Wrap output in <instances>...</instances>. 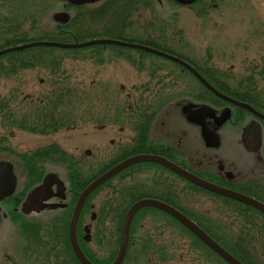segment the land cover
<instances>
[{
	"label": "trees",
	"instance_id": "trees-1",
	"mask_svg": "<svg viewBox=\"0 0 264 264\" xmlns=\"http://www.w3.org/2000/svg\"><path fill=\"white\" fill-rule=\"evenodd\" d=\"M128 1L129 0H104L100 3L82 6H75L67 3V9L75 10L72 19L68 23L59 24L56 22H44L43 24H46V30H42V32L36 36H32L30 32L35 31L40 26L42 11L45 14L47 13V0H0V49L39 40L75 43L94 38H103L106 37L104 34L109 33L107 32L109 30H107V28H110V30L114 29L112 27L121 29L122 26L125 27L126 24L130 23L127 21L131 20V22H134L139 20L141 16L134 12V10H136L139 5H142L145 8L148 6L150 11L151 4H153L155 0H134L133 2L127 3ZM171 1L175 2V0ZM20 3L24 4L21 5ZM7 12L10 13L7 14ZM133 12L135 13L134 15ZM128 14L131 17L127 18ZM12 19L13 23L9 22ZM28 20L31 24L30 28L22 29L23 24ZM98 24L102 25L99 30H97L96 26ZM165 24V22H160L159 25H156V31L162 33L158 37L149 32H135V34H132L129 32H119V30L116 29V34L118 36L115 37V39L141 43L167 51L174 55L181 54V52H177V50L172 47V44L175 43L176 40L175 38L171 39L173 34L170 35L168 33V35H164L165 32H172V29L169 28L172 25L166 24L165 26ZM180 37V41L184 42L182 34ZM104 46L111 47V49H106L111 51L106 54L105 50H103ZM88 48H99L96 53H99L101 60L107 55L127 56L122 50H115L120 48L126 49L127 47L113 44H96L83 48H61L40 45L13 51L0 56V81L5 78L9 80L13 78L9 76L18 74L24 69L40 68L49 71L50 74L46 77V80L47 82H52L54 86L52 92L44 90L40 93L35 92V94L24 92L21 86L22 84L15 85V88L12 87L8 89L9 91L6 94L0 92V125H5L8 130L20 128L32 134L42 135L54 134L61 129L71 130L77 128L79 125L78 121L82 116L78 115L76 112L80 106L88 108V106H91L94 102H98L101 105V102L103 103V101H105L103 100L105 94L101 93V89L105 86L100 82L96 83V89L94 91L92 90V92H87L89 90H86L84 87L72 86L67 78L60 74L58 65H60L61 59L56 55H58V51H81ZM138 52L142 54L140 55L141 58H144V55H154L142 50H138ZM125 59L131 64L137 61L134 56H127ZM140 68H142V65H140ZM149 69L154 68L149 67ZM198 70L221 92L247 102L264 113V87L258 85L252 78H248V80L246 79V81H244V79H237L232 75L226 77L216 70L218 74L200 67H198ZM149 75L152 79L143 82L135 88L137 93L135 99H130L128 95L124 98L126 104L123 107L119 106L116 96L113 94H106V100L111 103L109 102L105 107L107 115L101 114V117L106 118V116H108L113 124H117L118 120L122 121L126 115V120L130 124L129 129L132 127L140 138L139 140L142 141L144 137L150 134L154 119L162 108L160 103L163 102V100L157 99L163 89H154V85H160L161 82L153 84L152 80L155 74L152 70ZM172 75H174V73ZM261 77L264 80V71L261 72ZM229 81L237 82H233L232 84ZM9 85L8 83V86ZM160 86L163 85L161 84ZM198 86L199 101L213 106H220L225 103L201 83H198ZM151 89H154L157 96L148 100L150 93H152L151 98L154 96V91L151 92ZM122 108L124 110H122ZM89 111L91 110L86 109L84 112L87 115ZM100 111L104 112L105 110L101 108ZM236 112L240 113L241 109L237 108ZM243 112L247 111L243 110ZM48 148H52L55 155L69 153L57 142H52L47 146H41L36 151L24 152L23 157L27 159L26 168L29 171L37 169V164L28 159L34 158L35 152L43 153ZM123 150L125 154L114 157L110 159L109 162L103 163L97 170L95 168L96 165H89V161H73L70 164L69 172L71 187L77 192V196L92 180L127 157L129 153H127L126 145ZM70 157L75 159L72 153ZM85 162L89 164L86 165ZM85 169H87V171ZM127 170L128 168L99 186L92 192L86 202V205L90 204L102 190L109 187L112 196L109 197L108 195V198L102 201L101 204L103 206L118 205L121 207V209H116L117 212L113 213V218H111V221L115 224L104 227L102 235L98 239L101 243V247L104 243L103 241H106L107 238V241L112 244V246L109 244L111 246L110 251L115 247L113 254L109 251L111 254L108 258V264L114 260L117 254L116 246L118 247L120 242L122 225L127 210L137 200L146 196H153L154 194L153 191H149L148 189L145 190L144 193L139 190L132 192L133 184L130 183L131 181L128 179L129 171ZM117 176L119 178V180L117 179L118 183L112 184L114 178ZM258 187L263 190L255 195V197L264 202V184H260ZM194 191L195 193H200L198 190ZM184 196L193 202V204H191V210L184 209V211L201 224L202 227L231 254L245 264H264V213L252 206L224 196H221L223 198L221 200H217V197L210 196L214 200V204H216L211 210L213 215L209 212L202 213L196 207V203L200 202V200L194 195V197H190V192L185 185L182 186V197ZM185 197L184 200H186ZM147 210L148 209L145 208L144 211L147 212ZM142 211L143 209L137 213V217H135L133 221L129 250L123 264H169L170 262H176L177 264H228L210 248L208 251L213 256L210 253L206 254L203 251L201 253L197 251L200 249L199 245H201L202 242L193 234L192 236L195 237L197 241H190V243L180 245L187 240L188 234L184 233L187 229L183 225L182 228L185 231L176 228L177 226L172 224L170 222L172 220L169 218H164L166 228L156 226V231L153 233L149 230L150 228H143L142 233L140 231L139 234L140 228L137 227L136 223L139 220L141 221V219L143 220L144 214H142ZM215 212L217 213L214 214ZM173 219L176 221L175 218ZM168 230H170V234L169 238H166L164 232ZM164 253H173L175 256H165ZM150 254L153 255V259H151ZM87 255L91 260L92 258H96V256L89 252H87Z\"/></svg>",
	"mask_w": 264,
	"mask_h": 264
},
{
	"label": "flooded vegetation",
	"instance_id": "flooded-vegetation-1",
	"mask_svg": "<svg viewBox=\"0 0 264 264\" xmlns=\"http://www.w3.org/2000/svg\"><path fill=\"white\" fill-rule=\"evenodd\" d=\"M140 7H142L144 13V6L142 5H139L134 12ZM134 12L133 15L135 14ZM137 13L140 12L137 11ZM128 17L131 16L128 14L127 18ZM261 34L258 36L249 35L250 43L253 39L255 41L259 39ZM249 40H247V42H249ZM187 45L188 43H184L178 48L177 52L180 53L182 50L181 54H177L178 57L188 62L197 70L198 67H200L218 74L215 70H212L211 66L198 65L197 61H195L192 56H189V52L192 53L193 51H190ZM138 59L139 62L143 64V58L139 56ZM149 67H153L154 69H149ZM142 68H145V71L148 72L152 70L154 74H156V71L159 74L163 69L167 72L169 71L161 64L154 66L142 65ZM175 68L176 69L172 71V73H170L171 71L169 72L172 82L168 84L174 86V90H172L174 91V97L170 98L171 94L169 95V93H166L163 89L157 99H167V103H173V105L178 104V110L181 112L180 116L181 118L184 117L187 124L184 123V130H180L175 134L168 133L169 135L166 134L167 136L164 137H162V134L161 136L156 135V125H158L159 122V114L162 113L160 109L154 119L150 134L144 137L143 141L139 140L140 138L132 127L128 130L129 134L126 142H118V144L115 145L116 141L110 139L111 145H114L116 148L111 152L112 157L109 158L108 161L114 157L125 154L123 149L126 145L127 153H129L127 157L139 154L159 155L203 179L255 197V195L263 190L261 188L259 189L258 186L264 184V148L262 147L258 151L251 152L244 147L240 140V151L254 156L256 160L261 161L260 164L262 166L255 167L254 164H250L245 167V165L240 164L236 160L237 158L232 159L226 156V152H224L225 149L222 148L223 136L220 132V129L223 128L224 125L232 123L240 127L239 134H241L243 127L242 123L247 121L249 116L244 114L243 111L240 113L234 112L235 107L228 102L221 104L220 107L216 109L217 113L220 114L225 107H230L232 110V117L220 127L215 125L213 119H206V123L220 137V143L217 146H207L201 134L202 124L191 122L188 118L189 111H185L184 109L185 106L190 103L193 104L191 107L192 109L198 106L191 101L198 96V92H194V90L191 89L189 92L186 91V94L184 93V90L179 85L183 83L181 77L182 73L188 72V70L180 64H175ZM173 73L174 75H172ZM190 79H194L192 75H190ZM188 82L192 83V81ZM39 85L40 87L37 93L44 90L50 92L54 90L52 82H47V80L44 81V79H41ZM136 87L137 84H134L133 90L128 92L127 95L130 99H135L137 95L135 91ZM155 96H157V94H155ZM182 97H187V102L184 104H182ZM176 116L177 115H174V121L177 123L179 119ZM250 118L253 119V117ZM96 128L102 130L105 128V125H99ZM69 130L70 129H61L54 134ZM120 131L123 132L124 128L120 127ZM23 132L29 133L20 128L8 130L5 125H0V162L5 161L10 163L12 172L15 176L14 187L10 193H7L11 180L9 177V169L5 167L0 168V264H82L73 248L70 233L71 221L80 194L79 193L77 196V192L71 187L70 164L73 161L75 162V160H86L90 163L85 162L86 165H97L103 164V161L107 158L104 159L102 154H99L97 150L88 149L85 150L84 153L79 152L77 154L63 147V149L67 150L69 153L55 155L53 149L48 148L43 153L35 152L34 158L28 159L37 164V169L29 171L26 168L27 159L23 157L24 152L36 151L39 147L47 146L53 141L45 144L38 143L35 147L27 148L24 146L23 141L21 139L19 140V136ZM33 135L40 138L52 136V134ZM198 141L200 145H198ZM108 150L109 148L105 149L104 152ZM71 153L74 155L75 159L70 157ZM129 169L128 179L131 181L130 183L133 184L132 192L139 190L144 193L147 189L153 191V196H146L144 198L149 197L164 201L194 220L184 211V209H188L187 205L191 208L193 202L185 196L186 200H184V197L181 195L182 187L179 180L183 177L180 174L167 166L154 162L137 163L129 167ZM85 170L87 171V169ZM99 194L90 204H85L83 206L78 217L76 229L77 239L86 256H88L87 252L96 257L98 253H102L101 243L98 239L101 237L104 227L115 224L111 221V218H113V213L117 212L116 209H121L118 205L103 206L101 204V199L99 200ZM184 201L187 204L186 206L183 205ZM157 210L161 211L153 208V211ZM161 212L165 215H169L164 211ZM176 221L181 227L184 226L180 221ZM195 222L204 229L201 224L197 221ZM138 223L141 224V222L138 221L136 223L137 226ZM161 225H163L160 226L161 228H166L165 223ZM176 228L180 229L178 226ZM185 228L187 229L186 231L192 235L186 226ZM187 239L190 241L200 240L202 244H198L200 249L197 251L200 253L203 251L206 254L210 253L208 251L210 247L200 238L197 237L196 239L188 235ZM114 249L115 247L112 248L111 252H113ZM150 255L151 259H153V255ZM164 255L170 257L175 256L173 253H164Z\"/></svg>",
	"mask_w": 264,
	"mask_h": 264
},
{
	"label": "rangeland",
	"instance_id": "rangeland-1",
	"mask_svg": "<svg viewBox=\"0 0 264 264\" xmlns=\"http://www.w3.org/2000/svg\"><path fill=\"white\" fill-rule=\"evenodd\" d=\"M133 1L134 0H129L127 3ZM20 4L23 5L24 3ZM163 4L164 6L155 0L154 3L151 4L150 11L148 6H146L147 8L144 7V13L143 9L140 7L137 10L140 13H137L136 11V13L141 16L139 20L134 22L129 20L127 22L130 23L126 24L125 27L122 26L121 29L112 27L114 29L110 30V28H107V30L109 29L107 31L109 33L104 34L106 37L103 38L117 37L116 29H118L119 32H129L132 34H135V32H149L158 37L162 33L156 31V25H159L160 22H165L167 25H172L169 27L172 29V32H165L164 35H168V33L170 35L173 34L171 39H176L173 48L178 50L182 44L188 43V48L190 51H193L192 53L189 52V56H192L194 60L197 61L198 65L211 66L212 70H216L226 77L232 75L237 79H244V81H246V79L248 80V78H252L254 82L264 87V80L261 77V72L264 71V0H200L192 6L177 5L173 1L167 0L164 1ZM63 5L64 2L60 0H47V13L45 14L42 11L39 28L35 31H31L30 34L36 36L40 34L42 30H46V24L43 23H53V13L60 10H68L63 7ZM70 12L75 13V10L71 9ZM9 13L10 12H7V14ZM9 22L13 23V19ZM30 26L31 24L28 20L23 24L22 29L30 28ZM96 26L97 30L102 27L101 24ZM181 34L183 35L184 42L180 41ZM259 34H261L259 39L256 41L253 39L250 43L249 35L258 36ZM247 40H249V42H247ZM106 49H111V47H103V50H105L107 54V52L111 50ZM97 50H99V48H88L81 51H58L59 53L56 56L61 59L60 65H58L60 68V74L63 77H66L72 86L84 87L86 90H89L87 92H92V90L94 91L96 89V83L100 82L101 84H104L103 86L105 87L101 89V93L105 94L103 96V100L105 101H103V103L101 102V105L98 102H94L91 106H88V108L80 106L76 113L82 117L78 121L79 125L77 128L59 134H52V136H49L48 138H40L36 135L23 132L20 134L19 140L21 139L23 141L25 147L32 148L38 143L45 144L47 142L55 141L57 143L59 142L62 147L67 148L71 152H76L77 154L79 152L84 153V151L88 149L94 151L97 150L99 154H102L104 159L107 158V161H103V163H105L109 162L108 159L112 157L111 152L116 148L114 145H111L110 139L116 141L115 145H117L118 142L127 141L130 124L126 120V115L122 121L118 120L117 124H113L108 116H106V118L101 117V114L107 115L105 107L110 102L106 100V94H113L116 96L119 106L123 107L126 104L124 98L127 96L128 92L133 90L134 84H137L138 87L143 82L152 78L149 75V72L145 71V68H140L141 63L136 62L131 64L125 59L127 56L137 57V55H142L138 50L131 48L115 49L122 50L127 56L107 55L103 60L100 59L99 53H96ZM180 52H182V50ZM144 56L143 66L162 64L174 67L173 62L168 59L157 55ZM169 70L171 72H167L163 69L159 74L156 71L155 77L152 81L153 84L161 82L163 85H154L155 90L164 89L166 93H169V95L171 94L170 98H173L174 91L172 90H174V86L168 84L172 82V78L169 74L172 73L174 69L172 68ZM49 74V71L45 69H24L18 74L9 76L13 77L9 80L6 78L2 79L0 81V92L6 94L9 91L8 89L12 87L15 88V85L22 84L21 86L24 92L35 94L40 87V80L44 79L45 81ZM182 79L183 82H187L184 76H182ZM237 81L229 82L233 84V82L235 83ZM8 83L10 84L9 86ZM194 83L195 79L192 81V86H196ZM189 84L190 83H182L179 85L184 90L185 94L186 91H188ZM154 89H151V92H153ZM155 94L154 91L153 95L155 96ZM149 95L150 97H148V100L153 99L151 98L152 93ZM160 104L163 105L164 103L162 102ZM167 104L171 105H166L162 120L158 122V124L165 131H169V133L175 134L180 130H184L186 121L184 117L181 118L180 116L181 112L178 110V104ZM101 108L105 111L101 112ZM86 109L91 110L87 115L84 112ZM122 110L124 109L122 108ZM174 115H177L176 117L179 119L177 123L174 121ZM99 125H105V128L99 130L96 128ZM120 127L124 128L123 132L120 131ZM161 128L158 127L157 129L160 130ZM220 132L223 136L222 148L225 149L224 152H226L225 154L227 157L232 159L237 158L236 160L240 164L245 165V167L250 164H254L255 167H262L260 164L261 161L256 160L254 156L248 153H242L240 151V127L238 125L228 123L220 129ZM161 134L162 137L166 136L165 132L162 133L161 130L156 132V135L158 136H161ZM198 145H200L199 141ZM107 148H109V150L104 152ZM101 166L102 164H97L95 167L96 170ZM127 171H129V169ZM117 179L119 180L118 176L114 178L112 184H117ZM179 182L181 187L183 185L187 187L190 192V197H194V190H198L200 193L197 194L196 198H198L200 202L196 203L197 209L204 212L209 211L213 215L211 210L216 204H214V200L210 196L217 197V200H221L223 198L220 195L198 188L183 178H180ZM109 189V187H106L100 192L99 200L101 199V201H105L108 198V195L109 197L112 196L110 192L111 189ZM183 205H187L185 201ZM187 208L191 209L188 205ZM146 209H148L147 212L144 211L145 208L143 209L142 214H145L144 218L143 220L141 219V221L139 220L141 224L138 223L137 226L140 228L139 234L140 231L142 233L143 228H150L149 230L152 233L155 232L156 226H161V224L165 222L164 218L173 220L170 221L172 224L178 226L180 230H184L171 216L165 215L158 210L153 211L152 208ZM216 213L217 212L214 214ZM185 233L192 237L189 232L185 231ZM164 234L166 238H169L170 230L165 231ZM107 239L106 241H103L102 253H98L96 258H92V261L95 264H108L112 244H110L111 242L109 243ZM185 243H190V240L187 239L180 245ZM169 264L177 263L170 262Z\"/></svg>",
	"mask_w": 264,
	"mask_h": 264
},
{
	"label": "water",
	"instance_id": "water-1",
	"mask_svg": "<svg viewBox=\"0 0 264 264\" xmlns=\"http://www.w3.org/2000/svg\"><path fill=\"white\" fill-rule=\"evenodd\" d=\"M69 1L72 4L81 5L86 3H93L99 0H66ZM181 3L184 4H190L196 0H178ZM54 20L66 23L70 20L71 14L67 11H57L53 14ZM96 44H114L119 46H125V47H131L136 49H142L146 50L155 54H158L160 56L169 58L171 60H174L186 68H188L209 90H211L213 93H215L220 98L234 104L237 106H240L242 108H246L250 112L253 113L254 116L257 118L250 120L242 129L241 133V141L244 145V147L251 152H255L261 149L262 143H263V128L260 120L264 121V114L260 111L256 110L253 106L250 104L237 100L231 96H228L222 92H220L218 89H216L212 84H210L194 67H192L190 64H188L183 59L174 56L172 54H169L167 52L158 50L156 48L138 44V43H132V42H126L121 41L118 39H112V38H96L87 40L84 42H76V43H62V42H54V41H34L29 42L17 46L7 47L2 50H0V56L17 51V50H23L26 48L34 47V46H40V45H46V46H56V47H62V48H82L86 46L96 45ZM193 105L190 103L187 106H185V111L188 112V118L191 122L202 124V130L201 134L206 142V145L209 147L217 146L220 143V137L219 135L206 123L207 118H211L214 120L215 124L219 127L222 124H224L228 119H230L232 111L230 107L224 108L221 113L218 115L216 110H214L209 105H201L199 107H196L195 109H192ZM143 161H152L157 162L160 164H163L167 166L168 168L172 169L176 173L180 174L184 178L190 180L191 182L210 190L214 193L226 196L228 198H232L235 200H238L242 203L248 204L250 206H253L264 213V203L260 200L249 196L247 194H244L242 192L233 190L231 188L223 187L221 185L215 184L213 182H210L206 179H203L194 173L184 169L183 167L174 164L170 160L159 156L155 154H139L135 155L129 158H126L122 160L121 162L117 163L110 169H108L106 172L98 176L96 179H94L91 183H89L85 189L80 193V196L78 198L73 218L71 221V241L73 248L79 257L82 264H94L92 261H90L84 252L82 251L78 239H77V222L78 217L80 214V211L82 210V207L84 206L87 198L89 195L100 185L105 183L107 180L121 172L122 170L126 169L127 167ZM10 166V167H9ZM5 167L9 169V177L11 178L9 182V186L7 189V193H10L14 187V179L15 176L11 169V164L5 161L0 162V168ZM44 189V188H43ZM42 189V190H43ZM31 202V201H30ZM30 205V203H29ZM146 206H152L159 208L161 210L166 211L167 213L171 214L175 218H177L181 223H183L187 228H189L195 235H197L202 241H204L211 249H213L221 258H223L225 261H227L229 264H244L241 262L238 258H236L234 255H232L228 250H226L222 245H220L216 240H214L208 233H206L198 224H196L192 219H190L188 216H186L183 212L176 209L172 205L155 199V198H144L136 201L127 211L123 227H122V233H121V241H120V247L118 254L115 258V260L111 264H122L126 253L128 249L129 244V238H130V227L132 220L135 216V214L143 207Z\"/></svg>",
	"mask_w": 264,
	"mask_h": 264
}]
</instances>
